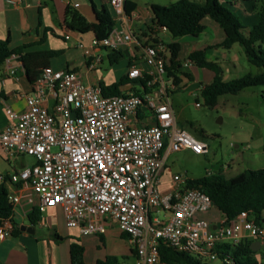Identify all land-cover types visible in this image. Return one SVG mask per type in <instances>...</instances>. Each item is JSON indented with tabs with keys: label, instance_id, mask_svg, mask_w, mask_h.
Wrapping results in <instances>:
<instances>
[{
	"label": "built area",
	"instance_id": "1",
	"mask_svg": "<svg viewBox=\"0 0 264 264\" xmlns=\"http://www.w3.org/2000/svg\"><path fill=\"white\" fill-rule=\"evenodd\" d=\"M8 1L17 5L22 0ZM107 2L114 29L106 37L93 36L89 44L79 43L89 70L98 69L106 54L137 42L124 24L127 0ZM139 45L126 73L129 81L141 83L138 92L126 88L105 95L100 84L86 83L78 70L47 66L26 95V108L8 107L9 122L0 129V155L8 161L30 155L34 162L0 174V184L8 182L35 194L37 202L29 193L26 201L41 217L50 208L62 209L67 227L84 236L117 228L129 236L135 264H166L161 241L204 264L230 263L219 257L223 243L237 245L248 239L262 247L264 225L253 212L242 211L212 227L199 214L210 211L213 200L200 188L186 187L189 177L173 174L172 187L162 189V173L171 171L166 165L171 152L205 154L209 145L178 122L171 94L179 84L167 69L168 44ZM11 59L18 56L6 62ZM183 65L192 67L195 62L188 57ZM204 87V82L198 83L200 92ZM8 193L13 214L1 220L0 240L13 235L16 207L23 202L21 194Z\"/></svg>",
	"mask_w": 264,
	"mask_h": 264
},
{
	"label": "crops",
	"instance_id": "2",
	"mask_svg": "<svg viewBox=\"0 0 264 264\" xmlns=\"http://www.w3.org/2000/svg\"><path fill=\"white\" fill-rule=\"evenodd\" d=\"M128 1L135 2L136 6L132 7L130 13L126 12L127 18L124 24L132 29L137 40V42L128 43L120 49L123 56H127L128 68L139 52V43L148 44L159 41L165 43L177 41L180 44V51L185 49L187 57L182 59L179 55L182 64L179 68L180 77L182 79L179 88L186 80L194 81L197 84L202 82L194 73L193 68H196V65L192 67H185L183 65V61L187 59L188 55L194 50L206 49L207 58L219 62L223 68V74L224 63L227 68V74L229 75L237 71L239 66H241V58L245 54L243 48L239 44H234L228 49L219 47L218 44L223 40L224 33L220 26L212 19H204L206 28L197 37L189 35L173 37L166 28L155 24L151 6L154 3L168 5L178 0ZM140 1L142 3H139ZM196 1L203 3L205 0ZM254 1L255 0H225V3L232 6V11L240 18L242 17L241 20L245 25L251 26L258 21V10ZM131 5L130 3V6ZM104 6L112 11L107 0H22L17 5L11 4L8 0H0V39L10 37V44L12 47L25 45L27 46L25 51L60 50L61 54L59 56H62L63 62H61L59 66L54 65L51 60L50 66L56 69L68 68L78 70L88 84L94 85L104 83L109 85L121 79H114L108 82L105 80L104 76H100L99 74L106 70L102 67L105 60H108L112 65L109 53L105 55L103 63L98 69L89 70L84 49L79 43L83 41L85 44H89L91 38L95 35L92 32L81 34L68 27V22L74 12H79L89 21H94L95 8L100 10ZM242 14L244 16H242ZM46 27L52 30H48L45 35ZM66 35H70V37L66 38ZM202 36H204V39H202ZM73 49L75 51H72ZM209 55L212 56V59L209 58ZM244 56L248 61L246 54ZM11 68H16L14 74L10 72ZM184 72L191 73L193 75V80L183 75L182 73ZM213 76L214 73L211 80L204 83H210ZM32 85L33 84L29 82L24 74L19 59H11L9 62L5 61L4 64L0 66V92L4 94V97L0 99V129L4 128L9 122L6 111L8 107L15 111H22L26 108V95L32 92ZM126 88L135 91L142 88V85L140 82L128 80L121 86V89ZM181 125L186 127L184 124ZM13 161L20 163L19 158L8 161L0 155V174L17 171L23 165V163H20L21 166L16 168L11 164ZM168 173L169 171L167 169L162 173L161 187L163 190L172 187V180L170 184V180L167 178ZM4 185L8 189V192L17 195L21 194L23 202L16 207L14 216V220L21 229L20 233L0 240V264H71L70 244L75 238L71 237V234H69V229L72 228L67 227L62 209H48L43 213L41 221L36 226H33L27 218V214L32 206L27 203L26 197L28 193L32 194L35 202H37L38 197L31 193L30 190L20 191L18 187L8 182L4 183ZM199 215L211 221L212 227H215L220 221L225 220L223 214L216 206L210 211ZM24 225L33 226L35 232L30 233L27 230H23L21 227ZM55 234L61 235L64 239L57 240ZM73 234L76 235L75 233ZM105 234H103L104 239ZM93 235L98 236L100 243L103 244L98 234L85 236ZM124 239H128L129 251L135 261L136 252L132 251L134 248L129 238ZM82 243L86 248L85 243ZM97 247L99 248L100 244H98ZM87 251L86 248L85 260L89 263H94L97 259H103L107 256H99L98 254L90 261L87 259Z\"/></svg>",
	"mask_w": 264,
	"mask_h": 264
},
{
	"label": "trees",
	"instance_id": "3",
	"mask_svg": "<svg viewBox=\"0 0 264 264\" xmlns=\"http://www.w3.org/2000/svg\"><path fill=\"white\" fill-rule=\"evenodd\" d=\"M225 0H205L203 3L196 0H178L168 5L154 3L151 6L155 24L166 28L173 37L199 36L206 28L205 18L215 21L223 30L224 38L218 44L219 47L231 48L239 44L248 61L261 69L257 73L247 72L243 76L226 80L223 68L219 62L207 58L206 49L192 51L188 57L195 62L199 68H206L214 73L210 83H206L201 90L207 105H216L218 97L225 93L237 94L246 87L264 85V0L258 10L257 23L247 26L240 17L225 4ZM130 3L132 4L130 6ZM136 6L133 1L126 2V12L130 13L132 7ZM95 20L89 21L83 14L74 12L68 27L81 34L92 32L96 37L103 38L110 34L115 27L113 13L107 7L100 10L95 8ZM51 28H45V35ZM53 32V31H52ZM44 35V36H45ZM43 36V37H44ZM171 49L170 63L167 67L170 75L174 76L175 82L180 84L181 77L179 68L180 44L177 41L167 43ZM27 46L12 47L10 37L0 39V66L7 58L16 54L24 74L31 84H34L42 71L50 66L52 58L61 54L60 50L25 51ZM123 56L121 50L109 53L111 63H117ZM186 77L193 80L191 73L184 72ZM128 81L124 75L119 81L106 85L100 83L105 95L120 93L121 86ZM138 92V90H137ZM4 94L0 92V99ZM188 188H200L213 200L214 205L221 211L225 221L229 222L242 211L253 212L257 222L263 225L264 221V166L256 169H247L229 179L222 173H210L200 178H190L185 185ZM13 214V205L9 200L8 189L0 184V222ZM31 225L36 226L41 220V213L37 207H32L27 214ZM20 227H16L13 235L19 234ZM122 238H129L121 233ZM57 240H63L59 234H55ZM103 244V235H100ZM252 240L232 245L223 243L218 246L219 257L222 261H230L224 264H259L256 254L259 251L252 249ZM160 255L166 264H204L188 252L175 249L169 243L161 241ZM86 248L79 239H74L70 244L71 264H119V258L115 255H107L103 259H97L94 263L85 260ZM135 252V249H132Z\"/></svg>",
	"mask_w": 264,
	"mask_h": 264
},
{
	"label": "rangeland",
	"instance_id": "4",
	"mask_svg": "<svg viewBox=\"0 0 264 264\" xmlns=\"http://www.w3.org/2000/svg\"><path fill=\"white\" fill-rule=\"evenodd\" d=\"M141 1L139 3H142ZM254 2L259 10L261 0ZM224 4L229 9L232 8L230 4L225 2ZM179 55L182 59L186 58L185 49H182ZM244 55L241 58L239 69L230 75L227 74L224 63L226 80L243 76L247 72L261 71L260 68L247 61ZM209 58L212 59V56L209 55ZM51 60L54 65L59 66L63 62L62 56ZM102 67L106 70L99 74L104 76L106 81L119 80L128 71L127 56H123L119 62L112 65L105 60ZM193 70L202 82H207L212 78L213 72L209 69L196 67ZM197 87L196 82L186 80L177 92L171 94V100L178 121L184 124L191 134L207 142L209 151L205 154H195L190 150L171 152L166 161L167 167L171 170L167 176L170 184L173 174L200 178L206 174L220 172L226 179H229L247 169L263 167L264 85L246 87L237 94H222L218 97L216 105H207ZM18 158L21 164L34 162V158L30 155ZM20 163L11 162L16 168L21 166ZM69 230L71 237L85 243L88 260L92 261L98 254L99 256L115 255L119 258V264H135L129 251L128 239L122 238L117 228L110 229L105 234V245L100 243L98 236H83L77 228ZM98 244H100L99 248ZM256 257L259 264H264V245ZM212 264H221V262L215 261Z\"/></svg>",
	"mask_w": 264,
	"mask_h": 264
},
{
	"label": "water",
	"instance_id": "5",
	"mask_svg": "<svg viewBox=\"0 0 264 264\" xmlns=\"http://www.w3.org/2000/svg\"><path fill=\"white\" fill-rule=\"evenodd\" d=\"M263 225H264V221H263ZM21 228H22L23 230H27V231L30 232V233H34V232H35V229H34L33 226H26V225H24V226H22ZM260 248H261V244H260L259 241H254V242L252 243V249H253L254 251H259Z\"/></svg>",
	"mask_w": 264,
	"mask_h": 264
}]
</instances>
